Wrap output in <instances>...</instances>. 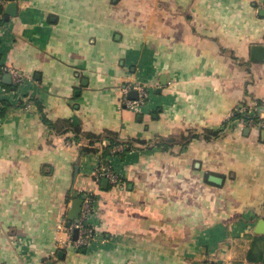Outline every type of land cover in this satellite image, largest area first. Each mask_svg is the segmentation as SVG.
<instances>
[{
    "label": "crops",
    "instance_id": "crops-1",
    "mask_svg": "<svg viewBox=\"0 0 264 264\" xmlns=\"http://www.w3.org/2000/svg\"><path fill=\"white\" fill-rule=\"evenodd\" d=\"M16 2L0 64L29 78L0 82V264H264V0ZM76 127L130 150L81 153ZM74 192L96 199L82 249L61 243Z\"/></svg>",
    "mask_w": 264,
    "mask_h": 264
},
{
    "label": "built area",
    "instance_id": "built-area-1",
    "mask_svg": "<svg viewBox=\"0 0 264 264\" xmlns=\"http://www.w3.org/2000/svg\"><path fill=\"white\" fill-rule=\"evenodd\" d=\"M7 0H0V38L4 36V27L2 24V19L4 15V6ZM5 73H9L11 76V80L14 84H16L19 88H22L24 83L28 80L27 77L20 69H14L11 67H7L5 65L0 64V82ZM123 92H128L130 90L137 91V98L125 99V104L128 108H138L146 101L148 97V90L144 84L136 83V82H127L122 88ZM240 113L244 114L243 111ZM235 112H232L231 117L232 120L241 125V126H250L254 125L256 121L253 118L245 119L243 116H239L238 118L233 119ZM258 119L261 121L262 125H264V110H260V114ZM103 145H106L105 141H101ZM122 150V146L120 144H115L112 148V153L119 152ZM97 179L104 178L109 181V183L116 185L121 182V177L119 173L114 169L112 164H103L98 168ZM96 199L92 194H84L82 210L79 215V219L77 223L71 224H63L62 228L67 230L70 233L69 238L62 240L61 243L63 248L74 247L75 249H82L91 246L95 241H98V234L95 231V228L90 223V215L94 208V203ZM74 227L78 228V235L76 239L71 238V234L73 233Z\"/></svg>",
    "mask_w": 264,
    "mask_h": 264
},
{
    "label": "water",
    "instance_id": "water-1",
    "mask_svg": "<svg viewBox=\"0 0 264 264\" xmlns=\"http://www.w3.org/2000/svg\"><path fill=\"white\" fill-rule=\"evenodd\" d=\"M17 11V2L16 0H9V3L7 4L6 7V14L5 18H8V16H12L15 15ZM251 52L253 55V59H262L264 57V46L263 45H253L251 47ZM4 81L9 83L10 82V74L6 73V75L4 76ZM128 96L130 98H137V91L136 90H130L128 92ZM209 179L215 183H220L221 182V177L212 175L209 177ZM108 181L107 179L103 180V183L106 184ZM73 198L71 200V203L69 205L68 211H67V224H71V223H77L78 219H79V215L81 213L82 210V203H83V198L84 195L81 194L79 195L78 192H74L72 194ZM261 233H264V219H260L258 221V230ZM78 235V228L74 227L73 229V239H76ZM59 258L62 259L64 256V251H60L58 254ZM57 264H63L62 261H59Z\"/></svg>",
    "mask_w": 264,
    "mask_h": 264
},
{
    "label": "trees",
    "instance_id": "trees-1",
    "mask_svg": "<svg viewBox=\"0 0 264 264\" xmlns=\"http://www.w3.org/2000/svg\"><path fill=\"white\" fill-rule=\"evenodd\" d=\"M3 20V19H2ZM1 83H2V79H1ZM3 84V83H2ZM5 85V84H4ZM6 86V85H5ZM3 109H1L0 107V112ZM239 116H243L245 117V119H250L253 118L254 121L257 120L256 117H252L250 115H243L240 112H235L233 119L238 118ZM44 120L46 121L47 119L44 118ZM48 122V121H47ZM51 123V122H48ZM74 134H75V138L77 140V143L80 145V151L81 153H89V152H99L101 151L103 158L111 156V155H121V153L130 150V143L132 142V140H128L126 142H122L116 139V136L113 133H108L109 135H105L104 138L108 139L110 142L106 145L101 144L102 138H100V135L91 133V132H84L81 131L80 128H75L73 130ZM122 144V151L120 152H115L112 153V148L114 147L115 144ZM105 164L107 163V161H103ZM82 194V193H81ZM80 194V195H81Z\"/></svg>",
    "mask_w": 264,
    "mask_h": 264
},
{
    "label": "rangeland",
    "instance_id": "rangeland-1",
    "mask_svg": "<svg viewBox=\"0 0 264 264\" xmlns=\"http://www.w3.org/2000/svg\"><path fill=\"white\" fill-rule=\"evenodd\" d=\"M121 145V144H120Z\"/></svg>",
    "mask_w": 264,
    "mask_h": 264
}]
</instances>
